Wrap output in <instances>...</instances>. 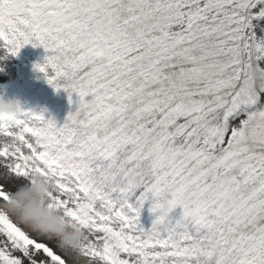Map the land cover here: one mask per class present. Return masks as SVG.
<instances>
[{
    "label": "snow or ice",
    "instance_id": "1",
    "mask_svg": "<svg viewBox=\"0 0 264 264\" xmlns=\"http://www.w3.org/2000/svg\"><path fill=\"white\" fill-rule=\"evenodd\" d=\"M29 43L77 107L0 113V206L50 178L84 238L0 210V264H264V0H0V59Z\"/></svg>",
    "mask_w": 264,
    "mask_h": 264
},
{
    "label": "clouds",
    "instance_id": "2",
    "mask_svg": "<svg viewBox=\"0 0 264 264\" xmlns=\"http://www.w3.org/2000/svg\"><path fill=\"white\" fill-rule=\"evenodd\" d=\"M22 105L18 99L0 96V113L15 114ZM54 185L50 178L34 175L10 193V200L0 206L18 223L50 237H55L63 247L79 250L84 232L74 221L68 220L56 209L47 207L48 193Z\"/></svg>",
    "mask_w": 264,
    "mask_h": 264
},
{
    "label": "rangeland",
    "instance_id": "3",
    "mask_svg": "<svg viewBox=\"0 0 264 264\" xmlns=\"http://www.w3.org/2000/svg\"><path fill=\"white\" fill-rule=\"evenodd\" d=\"M45 56L46 52L42 46L34 47L29 43L22 47L17 55L9 54L0 59V96L4 99H18L26 109L39 111L45 108L47 110L48 107L51 111L67 116L70 110L74 111L77 107V94H72V103H69L68 93L63 88L54 89L47 82L44 73L34 68V64L42 63ZM172 212L175 218L170 221L174 223L182 215V209L177 207ZM152 215L154 216L153 212Z\"/></svg>",
    "mask_w": 264,
    "mask_h": 264
},
{
    "label": "trees",
    "instance_id": "4",
    "mask_svg": "<svg viewBox=\"0 0 264 264\" xmlns=\"http://www.w3.org/2000/svg\"><path fill=\"white\" fill-rule=\"evenodd\" d=\"M43 106L46 107V105H43ZM45 110H46V108H45ZM46 116H50V117L55 118L57 123L58 122H62L63 123L64 119L66 118L65 115H63V114H61L59 112H56V111H51V110L48 109V107H47V110H46ZM150 206H151V199L145 201L144 206H143V208L141 210L140 223L143 225V227L145 229H148V228H150L152 226L153 220L155 219V215H156V214L153 213L154 216L153 215L151 216L152 212L150 213ZM168 215H169V220L173 221V219L175 218L174 212L171 211Z\"/></svg>",
    "mask_w": 264,
    "mask_h": 264
}]
</instances>
